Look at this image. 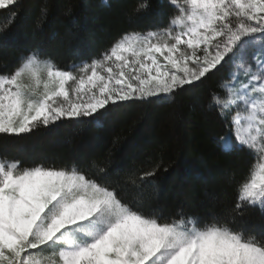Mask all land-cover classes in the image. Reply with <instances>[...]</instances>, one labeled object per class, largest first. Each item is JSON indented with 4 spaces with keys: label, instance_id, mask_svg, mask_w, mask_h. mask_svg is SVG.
Segmentation results:
<instances>
[{
    "label": "snow or ice",
    "instance_id": "obj_1",
    "mask_svg": "<svg viewBox=\"0 0 264 264\" xmlns=\"http://www.w3.org/2000/svg\"><path fill=\"white\" fill-rule=\"evenodd\" d=\"M168 3L170 22L118 39L78 67L59 70L39 43L22 51L13 68L0 69V137L31 135L62 119L98 121L110 105L175 98L216 78L209 108L228 126L220 143L237 155L255 149L260 161L238 186L228 218L182 209L167 218L130 200L125 187L155 178L159 163L137 174L113 168L110 151L63 165L0 156V264H41L37 251L50 252L43 264H264V235L249 238L235 227L250 209L264 214V0ZM20 6L0 0L12 23ZM39 7L42 17L49 6ZM71 12L69 4L65 14ZM11 26L0 28V37ZM233 105L243 106L241 119H228Z\"/></svg>",
    "mask_w": 264,
    "mask_h": 264
},
{
    "label": "trees",
    "instance_id": "obj_2",
    "mask_svg": "<svg viewBox=\"0 0 264 264\" xmlns=\"http://www.w3.org/2000/svg\"><path fill=\"white\" fill-rule=\"evenodd\" d=\"M143 3L149 7L135 12ZM44 4L49 7L41 17L39 6ZM69 4L72 12L66 15ZM20 5L15 23L9 9L0 10V28L12 25L7 36L0 37V69L13 68L20 53L35 43L54 57L50 63L59 70L78 67L99 58L98 53L114 41L146 35L170 22V16L174 18L168 0H20ZM186 87L187 91L171 99L110 105L98 121L62 119L31 135L0 137V156L63 165L73 156L110 151L113 168L121 173L132 169L137 174L159 163L155 178H147L139 188H132L130 182L125 187L130 200L147 202L167 218H175L180 209L203 219L228 218L238 186L249 179L259 158L254 151L233 154L220 143L218 138L228 126L215 108H209V90L219 91L216 78ZM228 119L232 120L231 110ZM116 175L114 171L108 180H115ZM235 227L249 238L264 235V214L250 209L237 218ZM34 255L42 256L44 262L50 252Z\"/></svg>",
    "mask_w": 264,
    "mask_h": 264
},
{
    "label": "rangeland",
    "instance_id": "obj_3",
    "mask_svg": "<svg viewBox=\"0 0 264 264\" xmlns=\"http://www.w3.org/2000/svg\"><path fill=\"white\" fill-rule=\"evenodd\" d=\"M131 36H133V35H128V37H131ZM242 107L243 106H241L240 109H237L234 105L232 106V109H230L231 110V113H232V120L233 119H241L242 118V116L244 115V113L242 111ZM237 112H240L241 113L240 117H237ZM240 127H242V124H239V123L238 124H235V125L232 126V131L234 132L237 128H240ZM252 151L256 152L255 149H253ZM259 162L260 161L258 160V162L256 163V165H255V167H254L251 175H254L258 171V164H259ZM251 175H250V177H251ZM35 259L41 261V264H43V261H42L43 257L42 256L35 255Z\"/></svg>",
    "mask_w": 264,
    "mask_h": 264
}]
</instances>
